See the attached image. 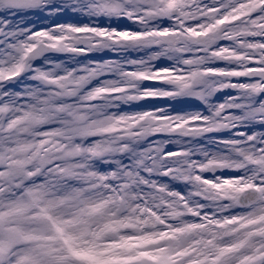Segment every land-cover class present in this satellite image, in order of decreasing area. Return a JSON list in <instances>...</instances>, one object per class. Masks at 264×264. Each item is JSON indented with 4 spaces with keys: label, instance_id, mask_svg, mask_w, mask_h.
Here are the masks:
<instances>
[{
    "label": "snow or ice",
    "instance_id": "1",
    "mask_svg": "<svg viewBox=\"0 0 264 264\" xmlns=\"http://www.w3.org/2000/svg\"><path fill=\"white\" fill-rule=\"evenodd\" d=\"M0 264H264V0H0Z\"/></svg>",
    "mask_w": 264,
    "mask_h": 264
}]
</instances>
